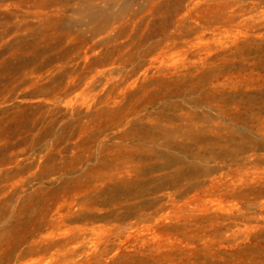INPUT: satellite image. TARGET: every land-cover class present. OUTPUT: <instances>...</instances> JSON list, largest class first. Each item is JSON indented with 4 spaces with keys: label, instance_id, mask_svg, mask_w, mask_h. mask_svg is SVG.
<instances>
[{
    "label": "rangeland",
    "instance_id": "1",
    "mask_svg": "<svg viewBox=\"0 0 264 264\" xmlns=\"http://www.w3.org/2000/svg\"><path fill=\"white\" fill-rule=\"evenodd\" d=\"M0 264H264V0H0Z\"/></svg>",
    "mask_w": 264,
    "mask_h": 264
},
{
    "label": "bare ground",
    "instance_id": "2",
    "mask_svg": "<svg viewBox=\"0 0 264 264\" xmlns=\"http://www.w3.org/2000/svg\"><path fill=\"white\" fill-rule=\"evenodd\" d=\"M261 2H262V1H261ZM251 7L254 8L253 10H255V12H256L257 9H256L254 6H251ZM251 7H250V8H251ZM232 9H233V8H232ZM236 10H237V9H236ZM258 11H259V9H258ZM260 11H261V10H260ZM253 12H254V11H253ZM256 13H257V12H256ZM256 13H255V14H256ZM259 13H260V15H263L261 12H259ZM259 13H258V14H259ZM243 15H245V14L243 13ZM246 15H247V14H246ZM252 15H254V14H252ZM97 16H98V15H97ZM255 16H256V15H255ZM252 17H253V16H252ZM248 18H250V17H248ZM248 18H247V19H248ZM256 18H257V17H256ZM258 18H260V16H258ZM258 18H257V19H258ZM261 18H262V17H261ZM253 19H255V18H252V20H253ZM260 20H261V19H260ZM255 23H256V22H255ZM63 67H64V66H63ZM71 102H72V101H71ZM116 160H117V158H116ZM109 162H110V161H109ZM112 162H113V161H112ZM123 162H125V161H123ZM121 163H122V162H121ZM114 164H115V162H114ZM133 164H134V163H133ZM120 165H121V164H120ZM128 165H129V164H128ZM130 165H132V164H130ZM130 165H129V166H130ZM122 166H123V165H122ZM105 167H106V166H105ZM115 167H117V166H115ZM115 167H114V168H115ZM130 167H131V166H130ZM121 168H122V167H121ZM134 168H136V166H135ZM116 169H117V168H116ZM106 171H107V169H106ZM106 171H105V172H106ZM117 171H118V170H117ZM119 171H120V170H119ZM113 172H114V170H113ZM115 173H117V172H115ZM102 174H104V173H102ZM105 174H106V173H105ZM107 174H108V173H107ZM124 174H125V173H124ZM130 174H131V173H130ZM130 174H129V175H130ZM119 175H120V174H119ZM108 176H109V174H108ZM115 176H116V175H115ZM98 177H99V176H98ZM102 177H103V176H102ZM113 177H114V176H113ZM116 177H117V176H116ZM119 177H120V176H119ZM121 177H122V174H121ZM125 177H126V176H125ZM125 177H124V178H125ZM103 178H104V177H103ZM122 178H123V177H122ZM94 179H95V178H94ZM120 179H121V178H120ZM120 179H119V180H120ZM89 180H90V179H89ZM89 180H88V181H89ZM113 180H114V179H113ZM91 181H92V180H90V182H91ZM90 182H89V183H90ZM120 182H122V181H120ZM103 183H104V182H103ZM96 184H97V183H96ZM96 184H95V185H96ZM101 184H102V183H101ZM101 184H100V185H101ZM122 184H123V183H122ZM89 185H90V184H89ZM95 185H94V186H95ZM103 185H104V184H103ZM107 185H109V184H107ZM78 186H79V185H78ZM91 186H92V185H91ZM96 186H97V185H96ZM114 186H115V185H114ZM114 186H113V187H114ZM117 186H118V185L116 184V187H117ZM110 187H111V186H110ZM118 187H119V186H118ZM82 188H83V187H82ZM89 188L91 189V187H89ZM95 188H96V187H95ZM95 188H94V189H95ZM114 188H115V187H114ZM78 189H79V188H78ZM87 189H88V188H87ZM99 189H100V188H99ZM111 189H112V188H111ZM96 190H97V189H96ZM107 190H108V189H106V192H107ZM109 190H110V189H109ZM84 191H85V190H84ZM84 191H81V192H83V194H84ZM88 191H89V190H88ZM102 191H103V190H102ZM111 191H112V190H111ZM113 191H114V189H113ZM79 192H80V191H79ZM97 192H98V191H97ZM117 192H118V191H117ZM99 193H100V192H99ZM111 193H112V192H111ZM118 193H119V192H118ZM77 194H79V193H77ZM81 194H82V193H81ZM85 194H88V193L85 192ZM102 194H103V193H102ZM119 194H120V193H119ZM77 196H78V195H77ZM113 196H114V195H113ZM81 197H82V196H81ZM83 197H85V195H84ZM107 197H108V195H107ZM115 197H116V196H115ZM87 198H88V197H87ZM100 198H101V197H100ZM71 199H72V198H71ZM78 199H79V197H78ZM82 199H83V198H82ZM75 201H76V200H75ZM92 202H93V201H92ZM99 202H101V201H99ZM109 202H112V201H109ZM113 202H114V201H113ZM110 204H111V203H110ZM110 204H109V205H110ZM70 205H71V204H70ZM90 205H92V203H91ZM76 206L78 207L77 210H75V211H70V212H69V215L72 216V219H73V220H75V219H76V220H81V221H82V220H86V219L89 220L88 215H90L91 213H94V210H95V209H92L93 206L90 207V208H89L88 206H86V203L83 202V200H82V202H81V200H80V201H79V200L76 201ZM104 206H105V205H104ZM111 207H112V206H111ZM65 209H66V208H65ZM61 214H62V213H61ZM65 215H66V214H65ZM74 222H75V221H74ZM74 222H73V223H74ZM79 225H80V223H79ZM81 225H82V224H81ZM83 225H84V224H83ZM85 225L88 226L87 221H86V224H85ZM66 226H67V225H66ZM86 226L82 227V229L80 228V227H81V226H80L78 230H79V231H82V232H83V231H84V232H87V230H89V229H88ZM75 228H76V227H75ZM77 228H78V226H77ZM91 230H92V229H91ZM91 230H90V231H91ZM93 230H95V229H93ZM95 231H96V230H95ZM89 233H90V232H89ZM84 234H85V233L80 234V235H84ZM84 236H85V235H84ZM74 237H75V243L77 242L76 244H78V245H79V244H80V245H81V244L84 245L83 243H86V242H84V241H82V242L78 241V240L80 239L79 236H74ZM88 237H89V236H88ZM76 239H78V240L76 241ZM82 239H84V237H83ZM86 240H87V237H86ZM87 244H88V243H87ZM87 244H86V245H87ZM80 245L74 249V252H73L74 254L77 253L78 251H80V250H79L80 247H81ZM68 246H69V244H68ZM84 246H85V245H84ZM65 248H67V247L65 246ZM81 249H82V248H81ZM86 251H87V250H86ZM80 253H81V252H80ZM86 253H87V252H86ZM75 255H76V254H75ZM87 255H88V254H87ZM77 256H78V253H77ZM69 262H70V261H69Z\"/></svg>",
    "mask_w": 264,
    "mask_h": 264
}]
</instances>
